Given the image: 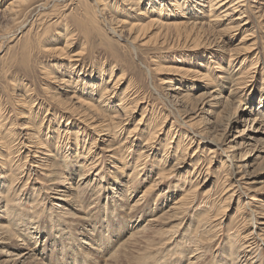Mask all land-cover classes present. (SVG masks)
<instances>
[{
  "label": "rangeland",
  "instance_id": "1",
  "mask_svg": "<svg viewBox=\"0 0 264 264\" xmlns=\"http://www.w3.org/2000/svg\"><path fill=\"white\" fill-rule=\"evenodd\" d=\"M17 1H19V0H17ZM17 1L15 2L14 0H0V11H1L0 12V111H3V110L6 111L4 113L5 117L3 116L4 119H2V121H3L2 125H3L4 129L2 128V130H1V128H0V132H2V133H0L1 134L0 140L4 139L3 141H6V144L9 143L10 141L12 144L14 139L16 141H19V143H20V141H24L25 137H28V138L30 137V135H28L27 132L29 133L31 130L27 131V129H29L33 125H34L33 127H35V128L38 127L39 126L38 123H39V121L40 122L42 121V117L44 118L45 115H48V114L51 115V111L54 112V106L57 104L56 101H58V99H56V97L54 95H57L58 97L62 96L63 98L61 97L60 99L66 98L67 95L63 90L64 88L62 87L63 88L62 89L60 86L57 85L58 83L56 81V79H57L56 77H58L60 75V74H58V72H60L59 70L61 68V65L68 63L69 59L73 60L74 58L75 59L79 58L76 54H79L80 59L83 56V60L81 61V63H83V64L86 63L89 71H91L90 65L92 63L94 64V67H95V70L93 71L91 77L89 76V73H84V71H81V73H83L80 75L81 78H83V77L85 78L82 84L88 85L89 84L88 82L90 81L92 83L93 79H97L96 81L100 83L101 82V81H99L100 76H97V75L100 74L101 68H103V74H102L101 79H103V80L105 79V81L107 80L111 86H112V84H114L116 82L118 77H120L122 74L123 75L125 74L124 76H122L120 78V80L118 79V87L116 89V94H114L113 98H112L115 105H116V103L120 102V98L124 93L123 91H125L126 89H127V91L129 90L128 92H130V93H132L134 91H138V94L133 95V96H135L136 99H140V101H138V105L140 107L134 111L131 118L128 120H125L124 119L125 118L124 113L122 111L119 112L120 118H118L117 121L123 120L122 129H121V132L123 130V133L122 134L119 133V137H118V139L120 138V140L122 138L121 141H123V139L129 134L128 132L130 131V129L132 130V128H134L135 123L137 121H139V119L142 116V108L147 106L146 105L147 102L149 104L148 109H154L153 110L154 113L157 112V114L155 115V119H157V115H159L158 119H159V117H161V119H162L163 116L166 117L168 115L167 120L165 121V126L163 128L165 130V134H166V132L168 133V130L170 129V127L172 125L171 123L173 121H175L174 117H176L175 111H176L177 106L179 109H182V110L185 109L184 107H182V108L179 107L181 104V101H178V98H180V96L182 95L180 93H189L193 97L192 103H191V101L188 103V107H187L188 110L190 109L189 106L195 104L196 102H198V100H200L202 94L204 95L208 91L214 90L216 87L223 89V98H224V96H228V91L230 90V88L229 87L227 88V86L225 84V79L222 78V75H221L222 73L217 68V64L214 61L215 58L213 57V55H217L219 53L218 52L219 47L217 44H220V43L219 42L217 43L213 39V36L211 33L212 30L211 31L206 30V33L208 34L207 36L210 37V39L205 38L206 34H204L203 37H200V40H198L199 43L195 42L196 44L192 40H189V39L187 40V42H184L182 40V42H183V43L181 42L182 44L174 43L175 45L172 44L171 47H169V46L165 47L162 52H156V51L154 52V49L150 50V48L148 46L140 45L143 49H141V47L139 46L140 50H138L137 52L134 53L133 51H131L130 46H128V41L126 39V38H128V32L126 29L123 30L124 36H123V39H121V41H120L121 44L116 42V40H114L115 37L112 36L113 34H110L111 37H113V38H110V36L107 38L112 41V44L107 45L108 42L103 41L104 43H107L106 44L107 47H106V45L104 46V43L102 42L103 39L106 40L105 39L106 37H104V35H103L104 33H106V31H105L104 25L102 24V22L100 20H98L100 23V24L98 23V25L101 28L98 27V25L97 26L95 25V23L97 24L98 21L94 20V23H93L92 18L94 16H92V18L85 20V23H83V24H80V25L77 24L79 14L81 12H84V10H86L89 5H91L90 6L91 10H92V7H93V9H95L93 0H63V1H58V2H56V3H58V6H59L58 8H54L51 6L53 3V2L51 3V0H26V1L22 0V1H25L26 3L22 2L20 0V2H18V4H17ZM27 1H28V3H27ZM44 1H48L51 5H49V7L46 8L45 10L35 9L36 6H38L41 2H44ZM102 1H104L106 4L108 3L107 5L114 4V2L115 3L118 2L119 4L122 3L121 0H102ZM102 1L98 2L97 7L102 8V6H103L102 4H104ZM256 1L257 2H255L253 0H248L247 3H250V4L252 3V5H254L252 7L253 8L256 7V9L254 11L257 12V10L260 9L261 5H262L261 8L262 9L264 8V0H261V1L256 0ZM13 2H14V4H16L15 5L16 7L14 6L13 9H7V7H10L9 4H11ZM30 2H31V4H30ZM20 4H22V5H20ZM24 4H25V6H24L25 8L23 7ZM28 4L30 6L29 9H28ZM17 5H18V7H17ZM19 5H20V9H19ZM90 7L88 9H90ZM3 9L6 11V13L2 12ZM17 9H19L22 13L19 12V10H17ZM29 10H30V12H29ZM50 10H52V11H50ZM75 11H77V12H75ZM10 12L11 13L16 12V16H13ZM51 13H53V14H51ZM73 14H74V16H73ZM106 15L110 16V14H108V12L106 13ZM252 15H253V17H251V24L256 26V30H257L256 39L258 38V40H259V41L258 40L256 41L257 43L255 46L256 47L255 52L259 51L260 52L259 55L261 54L260 63L258 64V66L263 65L262 67H264V27L260 28L259 23L256 24L257 19L254 18L256 16L253 13H252ZM18 17H19V19H18ZM67 17L69 19L71 18L70 19V20H72L71 23ZM61 18H62V20H61ZM109 19L110 18H108V20ZM90 21L93 23V26L95 25V27L91 26L92 23H89ZM24 22H25V25H24ZM66 22H68L69 24ZM10 23H13L15 25L10 24ZM86 23H88V26H86L87 25ZM89 24H91V25L89 26ZM83 25H84V28H83ZM65 26L69 30V33L71 36V39H70V37L68 38L69 43L71 42L70 44L68 43L69 44V46L67 47L68 52H66V50H64L63 51L64 54H62V55L59 53H56L54 50H52V52H51V49L53 47H56V46L61 47V48L65 47V43H66V37H65L66 35L65 34L68 32L65 29ZM9 27H11V29H9ZM96 27H98V28H96ZM248 27H249V25H248ZM102 28L105 31L104 33H103ZM240 30H243V29H240ZM259 30H261V31H259ZM43 31H45V33H47V34H45V33L42 34ZM80 31H82V33ZM99 33L100 34L102 33L101 37L102 36L104 37V38L102 37V40H101V37H98V36H100ZM86 34L90 35V37L87 38ZM83 35H85L84 36L85 38L83 37ZM243 35H244V33L237 34V36H235L236 39L234 38V41H231V44L239 43V41H240L239 38H241ZM72 38H73V41H72ZM95 40H97V41L95 42ZM27 41H29V42L26 43ZM33 41H34V43H33ZM99 42H101V43H99ZM210 42H211V44H210ZM24 43H25V45L27 44L26 47H25ZM23 45H24V48H26L25 50H28L30 48L29 51L24 52L23 51L24 50ZM110 45H112V46L110 47ZM146 47H148V48H146ZM129 48H130V50H129ZM106 50L107 51L113 50L115 52L118 51L120 54H122L121 57H123V61H121V59H122L121 57H112V56L108 55L106 53ZM32 51H33V53H32ZM80 51L81 52L83 51V52L81 53ZM97 51H99V52H97ZM126 51H127V54H126ZM249 51H251V49ZM249 51H247L245 54L249 55L250 54ZM23 54H25V55H23ZM128 54H129V58L127 57ZM71 55H72V58H70ZM229 57H230L229 55L228 56L225 55V56H223V58H218L215 60L219 61L218 63L221 62L220 64H222L224 67H227L228 63L230 61ZM253 57H254V55H252L249 58L248 62H246L245 65L250 67V65L252 64L251 62H252ZM118 59H120V60H118ZM159 59L161 61H158ZM232 60H234V62H232L233 67H235V68L238 67L239 64H236V63L240 59L233 58ZM158 62L159 63L161 62L159 66L156 64ZM157 66H158V68H157ZM172 66L179 67V68L182 67L183 71L180 70V73L181 72L182 73L181 74L178 73L177 72L178 70H176ZM161 67H163V68L165 67V68L164 69L162 68L163 70H161ZM170 68H173L174 70L173 69L170 70ZM77 69L79 70L80 68H77ZM147 69L151 70L152 72L147 71ZM166 69H167V71H166ZM70 70L71 69H69V72H70ZM168 70H170V72ZM111 71H113L112 76H111V73H112ZM195 71H197V72L199 71L200 73L196 74ZM69 72H67V74ZM184 72H186V74ZM189 72H191V73H189ZM51 73H53V75ZM202 74L206 78L202 77L203 76ZM219 75L221 78L219 77ZM67 76H68L67 78H69V80H70V78L75 79V81L78 80L77 72H76V74L72 72ZM47 77H49V78L47 79ZM115 77H116V79H115ZM168 80H172V81H168ZM80 83H81V80L78 82V84H80ZM192 83L194 85H191ZM28 87H29V89H28ZM191 88H193V89H191ZM27 89H28V92H26ZM34 89L36 92L34 91ZM155 89H157V90H155ZM245 90H246V92H242V93L237 95V96H239V98L233 97V96L231 97V101L233 102L234 107H237L238 102L241 101L242 102L241 105L242 104L243 105L250 104L249 106H251L252 102H253L255 108H257L259 106V104H258V101L260 98L259 94L261 91L264 92V79L261 76V73L260 74H258V73L254 74V78L252 80L251 85L245 87ZM30 91H31V93H30ZM50 92H51V96H50ZM139 92H140V94H139ZM159 93H161V94H159ZM191 93H193V94H191ZM43 95H44V97H43ZM240 95L242 98L240 97ZM175 96H178V98H176ZM165 97H167V98H165ZM24 98H26V99H24ZM44 98L48 101L49 100H51V101L50 102L45 101ZM253 98H254V100H253ZM21 99H23V100H21ZM54 99H55V101H54ZM263 99H264V96H263ZM224 100H225V98L222 99V101H224ZM27 101H28V103H27ZM263 102H264V100H263ZM23 103H24V105H23ZM33 103H34V105L31 106ZM223 105H224L223 102L218 103L217 106H215V108H217L216 110L218 112L221 111ZM21 107H22V109H21ZM243 108L244 109H238L237 114L234 117H233V115H231V113L234 111V108H231V113L229 114V118H228V116L226 118V115L224 117H222L224 115V112L221 113L222 115L220 114L221 117H219V119H218L219 121L217 120L216 123H214V120H216V117H214V116H216L215 114H214V116L210 115V114L208 115V113H201L199 115V112H197L196 110H193L194 112L190 111L189 114L192 115L193 117H196L197 115H199L195 118V120L196 119L199 120L201 118V116H203L201 118V120H199L200 123L198 124V126H200V127H198V126L195 127V130L200 131L202 129L204 130L205 128L207 129V127H209V126L211 127L214 124H216V125H218V124L222 125L223 123L234 124L237 119L242 118V116H244L247 113L248 109L244 106H243ZM58 111H59V109H58ZM61 111H62V109H61ZM26 112L27 113L29 112L28 113L29 115ZM30 112H31V114H30ZM53 112H52V114H53ZM150 115H148V117H150ZM186 115L187 114H185V116ZM177 117L179 119V116H177ZM49 118L50 117L47 118V116H46V118L43 122L44 127H42V133L40 134V136H42L45 133V131L49 137H54L57 135V133L59 131V127H57V126H59L58 125L59 122H57L56 119H54L51 123H48ZM61 119H62V117L58 120H61ZM163 119H166V118H163ZM64 120L65 119H63L61 122V132L60 133H62V135H63L62 139H65V137H67L62 132L64 127L66 126V124H65L66 122H64ZM103 120L105 122H108V123L111 122V118L103 119ZM12 122H14L13 125L11 124ZM88 123L90 124L91 121L85 122L84 120L82 121V119H76L74 124H69V132L67 133V135H69L71 143L75 142V138H76V135L78 132H79V136H81V134L85 135V136L88 135V138H89L88 140H91V142L87 143V141H86L85 146L90 147V143H92L93 145H91L92 146L91 152L94 153L93 154L90 152L89 155L92 157L93 155L97 154L96 157H99L101 161L103 160V165H102V163H100V165H101L100 167H102V168L99 167L100 169H103V174H105V178L102 182L103 189H102L101 193L98 192L95 194L96 197L100 194L99 195L100 196L99 201L92 204V206H91V208H92L91 210H92V212H94V219L92 221H93V225H95V233L93 234L92 237L97 241V243L94 240H90V236L86 235L87 230H85L84 228L80 230L81 223L86 221L83 218L85 213L82 210L81 211L76 210L75 209L76 208L75 203H71V204L69 203V202H72L71 196L67 197L69 202H65V200H64V199H66V197L64 198L63 193H65V195L68 194L66 192V188H65V187H68V184L65 183L64 184L65 187H64L63 183H61V184L57 183L54 180H50L49 177L44 175V173L42 171V170H44L43 167H40L39 162H36V161H38V159H35L36 157L34 158V156L33 157L29 156V158H27V154H28L27 152H28L29 148L27 149L28 145H25L26 143L22 144V145H18L19 147H21L20 153L22 155L21 158H22L23 163L26 160H28V161H26L27 163H26L25 167H23V169H22L23 171L17 170L18 172H16V173L14 172L15 174H12V172L10 171V168H9V165H11L12 163L9 164L8 166H5L6 169L3 168V172H2V169L0 167V180L7 179L8 182L10 183L11 179H13V177L15 175H17L15 177L18 178L20 173L22 172V174L20 176H22L23 180L21 181L19 186L20 185L24 186V184H25L24 189L21 191L20 195L18 197L15 196L11 200V208L13 210L11 212V216H12V218L18 217V219H19L18 222H21L20 227L14 229V227H12L11 224H7V221L5 218L6 217L5 213L1 212V214H4V215H2L4 218L1 219V221H3V223H4V225L11 227L10 230L13 232L20 231V234L23 237H26V236L31 237V235H33V233L31 232V230H33V226H39V228H41V229H39L40 233L38 234L39 236L41 235L40 239H39V244H40V242H43V241L49 242L48 246H46L44 243H42L40 245V248H39V250L44 249V252L41 251L42 255L45 254V257H47L49 260H51L53 262V263H47V264H59L61 262L64 263V261L66 260V257L68 260L70 258L71 261L74 262L72 255L75 256L76 260L79 262H81V261L78 258H82L83 261L84 260H86V262L92 261L93 264H110L111 261L109 260V257H110L109 255L112 252L109 249H107V247L108 248L113 247L107 241L109 236L111 235L110 229H108L107 231L105 229H104V231L102 230V228H104V226H107V224H103L107 221V219H109V220L113 219L115 222L120 221L119 227L121 228L120 229L121 231L117 232L115 239L118 240V242L121 240L120 242L122 243L124 240L128 239L129 235L132 232H134L135 229L138 227V223H139L138 221L141 220L144 223L148 218L147 217L148 215L144 216L145 215L144 214L140 219L136 218V222L134 224H132L133 223L132 218L134 217L135 211L132 210V206H130V205H133L135 203V201L139 200V205L136 206L138 208L141 207L140 205L145 204L144 200L146 198H147V201L149 202V204L153 203L154 205L156 204V206L163 204L164 199H167L166 200L167 203L171 202V200L169 199L171 197H172V202H174V200L176 202L177 199L181 197V193L183 191H185L184 195H183V196H185L186 190L188 189V187H190L191 185H193L195 187L196 183H198V182H199V185L201 183L203 184L205 182L204 180L206 178L207 182L204 185L201 184L202 187L199 188V190L197 191V194L194 197L195 201L192 204L189 203L190 209L188 211L189 212L188 215H190V216H189L188 220L186 218L187 223L186 222L184 223V226L187 227V237L186 238H179V240H181V244H182V245H180L181 248L188 247L192 251L195 248H197L196 242L194 240V238H195L194 231H195V227L197 226V223H198V218L200 216H201V218L206 217L207 214H210L211 216H213V218H216L217 213L219 212L218 208L221 206V204L223 203V204L227 205L226 199H224V200H222V199H223V197H226L225 196V192H226L225 187H226V184L230 182L231 177H229L227 183L225 184L223 178H224V176H227V174H226L227 171L225 168V166H227V164L222 166L221 163H223L224 159H226V157H225L226 154L224 152L227 151L230 153V145H231L230 143H231V140L233 138H235L236 135L230 134L226 138L225 141H222L221 148L216 149L215 144L210 141V138L206 137V138L200 139V137L197 135L193 136V133L190 132L184 124H182V123L180 124L179 122L176 121L174 123V129H176L177 131L178 130L186 131V133H187L188 137L184 139L183 145H184V147H186V145H188L189 153L192 154L193 159L192 158L186 159L184 164L182 166H180V168H178V170L176 172H174V174L172 173L171 176L165 178L163 184L158 183L156 186H154L153 183H154V179H156L157 175L159 174V170H158L159 167H167L168 169H170V168H172L171 165L172 164L174 165V162H176L178 160V158L172 157V158H170L169 162H167L166 164L164 162H161L159 164L158 158L161 156L159 154L155 155V157L153 158V160H157V162L152 161L150 158L145 159V161H146L145 164L147 165V167L144 164L143 166L141 165L136 170L138 171L140 168L146 169V171H148L146 173L147 176H146V178H144L145 174H144V169H143L141 171L142 174L140 175V178L137 179L134 183V187H135L134 189L135 190L132 189L130 192L131 194L128 196V200H125L124 198L122 199L121 193L127 192L126 186L128 184H126L124 187H120V186L114 187L113 191H114V193H116L114 196H112L113 193L110 192L111 191V189H110L111 184H112L113 180H116L115 177H119L120 180L122 179L124 181H126V180L129 181L130 179H133V178L136 179L135 175H136L137 171L134 172V165L131 163L133 161H134V163L136 162L137 155H138L137 153H139L141 151V148L139 149V147L137 148V146L135 145L130 150L131 151L130 153L128 151L123 153L122 151H120L123 146H119L118 145L119 143L117 144L118 139L112 140L113 136H114L113 131H111L108 134H107L108 130H106L105 132L103 131L104 133L103 132L100 133L97 130H95L92 127V125H88ZM125 123H127V124H125ZM208 123L209 124L211 123V124L209 125ZM245 123H246V121L243 120L241 123L239 122L236 125L239 126L240 130H242L247 126V125L244 126ZM110 125H111V123H110ZM11 127L13 128V130H11ZM110 127L112 130L114 125H113V127L112 126H110ZM219 128H220L219 132L222 134L223 127L221 126ZM47 129H48V131H47ZM8 130H10V131L8 132ZM5 131H7L8 133ZM251 132H253L252 127H251ZM4 133L6 135L9 134L8 137H10V135L12 134L11 135L12 137H10L11 140H9V141L5 140L6 138H4V136H3ZM96 133H98V134H96ZM93 136H96V137H93ZM33 137L36 138L35 136H33ZM10 138H7V139H10ZM177 139H178V137L176 136L175 140H177ZM222 140H223V138H222ZM207 141H209V142H207ZM26 142H27V144H30V141L29 142L26 141ZM57 144H58V141H57V143H53V147H52L53 151H51L52 153L57 152L55 149L56 146H58ZM172 145L175 146V143ZM83 146H84V142L82 141V148H81V141H80V143L78 145V148L80 150L78 152H80V153L78 156L85 160V154L87 156V153H83ZM113 146H115V147L112 148ZM32 148H36V147H32ZM211 149H212V151H214L213 153L210 152ZM215 149H216V151H215ZM223 149H228L229 151L223 150ZM33 150H35V149H32L31 153H35ZM42 150H43V152H46L45 149H42ZM195 151H197V152L195 153ZM86 152H87V148H86ZM238 152H240V151H236V153H238ZM69 153H70V151H69ZM36 154L43 156L42 152H38ZM68 155L70 157V154H68ZM213 155H214V159H213V162H211L210 160H211ZM12 156L15 157L14 152L12 153ZM18 158H19V156H18ZM15 160H16V158H15ZM143 161L144 160H142V162ZM198 161H203V165H204L203 168H206V169L204 171L205 173L201 176V178L199 180L193 181L195 176H193V174H191V172L194 169V165H196V163ZM89 162L90 161H88V163ZM255 162H254L255 166H252L250 168L248 176L246 177L247 179H243L244 181L249 180V181H247L248 185H247V183H243L242 187H237L236 189H234L235 191L233 194L234 195L233 201H231V203H229V206L227 207V211L225 212V216H224V218H222L223 222H222L221 226L218 225L217 228L215 227L216 231L219 230V234L217 235L218 238L214 243H212L209 250H207V244H208L207 242L210 240L208 238L202 239V244L204 246V248H203L204 253H205V256L208 258L206 261V264H208L209 261L214 262L215 258H216V262L219 264V263H221L220 260L227 258L225 255L226 254L225 249L227 250V246L229 243V241H227V240L230 238V236H231L230 234L233 233V231H235L238 226H241V225L244 226L243 223H245V221H246L245 220L246 216H248L250 213H253L252 211L257 210L258 212H260V211L264 212L261 209H257V206H259L260 203L264 204V152H262L261 158H259ZM258 162H260V163H258ZM32 163L38 165V167L32 166ZM110 167H112V168H110ZM104 168H105V170H104ZM15 171H16V169H15ZM233 176H235V174ZM93 178H94V176H92V179ZM254 180H255V182L252 184V182ZM26 182H28V183L26 184ZM11 183H12V181H11ZM152 184H153V186H152ZM94 185L96 186V182H94ZM210 185L212 187L211 188L212 191H210V192L205 191L206 189L208 190L210 188L209 187ZM95 186L93 188H95ZM108 186H109V188H108ZM150 187H151V189H150ZM17 189H18L17 192H19L20 189H22V188L17 187ZM165 190H166V194H165ZM181 190H183V191H181ZM69 191H70V193H74V192L76 193V189L74 188V186H72V188H70ZM145 191L147 194L145 196L146 198L140 199V197L144 194ZM10 192H11V194H13L12 191H10ZM207 192H208V194H207ZM168 193H170V194H168ZM210 193L212 194V198L210 200V203H207V201H209V194ZM3 194H4V196L0 198L1 201H4L3 198H6L5 197L6 192H4ZM107 195L114 197V199L117 200V205H120L118 203H122L121 206H114L115 202L113 200L109 199V201H107V199H106ZM35 198L38 199V202L36 204H34V200H33ZM58 198L63 200L64 204H66L65 207H59V208L52 207L53 203L63 204V203L59 202L61 200H57ZM106 201H107V208H108L107 211L102 208L105 206ZM154 202H156V203H154ZM129 203H130V205H129ZM239 203H240V205H239ZM245 203L247 204V206ZM96 204H98L97 207L93 206ZM189 206L187 204L186 207H189ZM73 207H75V208H73ZM112 209H115L114 212H111ZM61 210L63 211V213L64 212H66V213L59 215ZM2 211H4V210L2 209ZM206 211H207V213H205ZM68 212H70V214ZM261 215L262 214L257 216V223L259 226H260L259 223L262 220H264V218ZM67 217L69 219H66ZM51 218H54L55 220H57V218H58V224L52 225V222L50 221ZM124 220H126V222ZM127 220L129 222H127ZM44 225H45V228H44ZM111 225H109V226H111ZM51 227H53L52 230H51ZM167 227H165V229H169ZM70 230H72V232L76 236V238L83 237L82 242L85 241L86 243H88V244H84V243L82 244V249H83L84 254L82 253L81 247H77L75 245L76 243L71 244L68 241L67 238L69 236L67 235V233L63 234L64 232H67ZM161 231H162V229H161ZM172 231H170V232H172ZM43 238H45V239L43 241H41ZM100 239H101V241L105 240V245H104L103 250L100 247H98V242ZM162 239H160V240H162ZM185 239L189 240V241L186 242ZM200 239H201V237H200ZM75 240H72V241H75ZM32 241L33 240L31 239L29 242H31L32 245H35V244H33ZM4 242L7 243L8 241L4 240ZM4 242L0 243V253L2 251H4L5 249H8V247H9V246H4V244H5ZM12 243H13V246L16 248L15 239L12 240ZM121 243H119L118 245L120 246ZM186 243H188V244H186ZM224 244H225V246H224ZM174 245H175V247H174ZM174 245L173 244L168 245L169 248L171 247L172 251L174 250V253H172V254L168 253V255L166 257V258H168V260L166 262H161L159 264H173L175 261L179 262L181 260V258L183 256V252L178 251L176 244H174ZM258 245L259 246H257V250L259 251V256H260V252H261L260 249H262V254L264 253V243L260 242V243H258ZM135 246H137V249L142 253L147 251V245H135ZM73 247H74V249H73ZM165 248H167V246ZM105 250H106V252L108 251L109 253H105ZM13 252L15 254V253H18L19 251L15 250ZM79 253H81V254H79ZM88 255H90V256H88ZM133 256H138V254L136 253ZM261 260H262V262L260 264H264V255H263V259H261ZM69 262H70V260H69ZM122 264H151V263H149L147 259L139 261L138 259H132L131 258L129 261H123ZM179 264H180V262H179ZM209 264H212V263H209Z\"/></svg>",
  "mask_w": 264,
  "mask_h": 264
},
{
  "label": "bare ground",
  "instance_id": "2",
  "mask_svg": "<svg viewBox=\"0 0 264 264\" xmlns=\"http://www.w3.org/2000/svg\"><path fill=\"white\" fill-rule=\"evenodd\" d=\"M14 1L16 2L17 0H14ZM25 1H22V2H25ZM58 1H63V0H51V3L53 2L52 5L48 1H44V2H41L39 5L37 4L38 6H36L35 9L45 10L46 8L49 7V5H51L54 8H58L59 7L58 3H56ZM93 1H94L95 9H93V7H92V10H91V7H90L91 5H89V6L87 5L88 8L90 7V9L87 8L86 10H84V12H81L79 14L77 24L80 25V24L85 23V20L92 18V16L95 17V18L94 17L92 18L93 23H94V20L95 21L100 20L105 27L106 33H104L105 31L103 30V28H102V30L104 33L103 34L104 37H106L105 38L106 40H104V39L102 40V37H103V36L101 37L102 33L101 34L99 33L100 36H98V37H101L102 42L103 41L108 42V44L103 42L104 46L106 44L107 45L112 44V41L107 38L109 36H110V38L115 37L114 40H116V42L120 43L121 39H123V36H124L123 30L126 29L128 32V38H126L128 41V46H130L131 51H133L134 53L137 52L138 50H140V47H141L140 45L148 46L150 48V50L154 49V52L155 51L156 52H162L165 47H168V46L171 47L172 44L175 45L174 43L182 44L183 43L182 40L184 42H187V40L189 39V40H192L194 43L195 42L197 43L198 40H200V37H203L204 34H206L205 38L210 39V37L207 36L208 34L206 33V30H209V31L212 30L211 33H212L213 39L217 43L218 42L220 43V44H217L219 47V49H218L219 53L217 55H213V57L215 59H218V58H223V56H225V55L230 56L229 57L230 61H229V63L227 62L228 63L227 67H224L222 64H220L221 62L218 63L219 61L214 59L215 63L217 64V68L222 73L221 74L222 78L225 79V84H226L227 88L228 87L230 88V90L228 91V96H224L225 100L222 101V99H224L223 98V89L215 86L216 88L214 90L208 91L204 95L202 94L201 98H200V100H198V102L189 106L190 107L189 110L187 109L188 103L190 101L192 103L193 97L189 93H180V94H182L180 96V98H178V96H175L176 98H178V101H181V104L179 107H181V108L184 107L185 109L184 110L179 109L177 106L176 111H175L176 117H174L175 121H173L171 123L172 125H171L170 129L168 128L169 130H168V133L166 132V134H165V130L163 128L165 126V121L167 120L168 115L166 117L163 116V118H166V119L162 118L163 120L161 119V117H159V119H158L159 115H157V119H155V115L157 114V112L154 113V111H153L154 109H148L149 104L147 102V104H146L147 106L142 108L141 118L139 119V121H137L135 123L134 128H132V130L130 129V131L128 132L129 134L123 139V141H121L122 138L120 140V138L118 139V137H119V133L120 134L123 133V130L121 132L123 120L117 121V119L120 118L119 112L122 111L124 113V116H125L124 119L125 120H128L131 118L134 111L140 107L138 105V101H140V99H136V97L133 96V95L138 94V91H134V92L130 93V92H128L129 90L127 91V89H126L125 91H123L124 93L122 92L123 95L120 98V102L116 103V105H115L112 98H113V95L116 94V89L118 87V79L120 80V78L122 76H124L125 74L124 75L122 74L120 77H118L116 82L114 84H112V86H111L107 80L105 81V79L104 80L101 79L102 74H103V68H101L100 74L97 75V76H100V80H99V81H101L100 83L96 81L97 79H93L92 83L90 81L88 82L89 83L88 85L82 84L85 78L84 77L81 78L80 75L83 74V73H81V71H84V73H89V76L91 77L93 71L95 70V67H94V64L92 63L90 65L91 71H89L86 63H84V64L81 63V61L83 60V56L80 59L79 54L75 53L79 58L77 57L78 59L74 58L73 60L69 59L68 63L61 65L60 70L58 69L60 71V72H58V74H60V75L58 77H56L57 75L55 76L57 78L56 79V81L58 83L57 85L60 86L61 88L62 87L64 88V89L63 88L62 89L64 90V92L66 93L67 96L64 99H60L62 96L58 97L57 95H54L56 97V99H58V101H56L57 104L54 106V112L51 111V115L48 114V115H45L44 118L42 117V121L41 122L39 121L38 127L35 128V127H33L34 125L33 126L30 125L31 127L29 129H27V131L31 130L29 133L27 132V134L30 135V137L29 138L25 137L24 141H20V143H19V141H16L14 139L12 144H11V141L6 144V141H3L4 140L3 138H2L3 140H0V167L2 169V172H3V168H5V166H8L11 163L12 164L9 165V168H10V171L12 172V174H15L16 172H18L17 170L23 171L22 169H23V167H25V165L27 163L26 161H28V160H26L23 163L22 158H21L22 155L20 153L21 147H19L18 145H22V144L26 143L25 145H28L27 149L29 148L28 152H27L28 153L27 158H29V156L30 157L34 156V158L36 157L35 159H38V161H36V162H39L40 167H43V169H44V170H42L44 175L49 177L50 180H54L57 183H60V184L63 183V185L65 183L68 184V187H65V185H64V187L66 188V192L68 193L66 195H65V193H63L64 198L66 197V199H64V200H65V202H69L67 197L71 196L72 202H69V203L70 204L71 203L76 204V208L75 207H73V208H75L76 210H80V211L82 210L85 213L83 218L86 221L81 223L80 230L83 228L85 230H87L86 235L90 236V240H94L97 243V241L92 237L93 234L95 233V225H93V221H92L94 219V212H92L91 206H92V204L99 201V197H100L99 195L100 194L97 197L95 196V194L98 192L101 193V191L103 189L102 182L105 178V174H103V169H100V168H102V167H100L101 166L100 163H102V165H103V160L101 161L99 157H96L97 154L93 155L92 157L89 155L90 152L92 151L91 145H93V144L90 143V147L85 146L86 141H87V143L91 142V140H88L89 139L88 135L85 136V135L81 134V136H79V132L78 133L76 132L77 135L75 138V142L71 143L69 135H67V133L69 132V124H74L76 119H82V121L84 120L85 122L91 121V123L90 124L88 123V125H92V127L100 133L108 130V132H107V134H108L111 131H113L114 136H113L112 140L118 139L117 144L119 143L118 144L119 146H123L122 149L120 150L123 153L127 152V151L130 153L131 152L130 150L135 145L137 146V148L138 147H139V149L141 148V151L139 153H137L138 155H137L136 162L134 163V161H133L131 163L134 165V172L137 171L136 170L137 168H139L141 165L143 166L146 163L145 159H147V158L148 159L150 158L152 161L157 162V160H153L155 155H158V154L161 155L158 158L159 164L161 162H164L166 164L167 162H169L170 158L177 157L178 160L176 162H174V165L172 164L173 166L171 165L172 168L168 169L167 167H159V169H158L159 174L157 175V178L154 179V183H153L154 186H156L158 183L163 184L165 178L171 176L172 173L174 174V172H176L178 170V168H180V166H182L184 164L186 159L192 158V154L189 153L188 145H186V147H184V145H183L184 139L188 137L187 133H186V131H180V130L177 131L176 129H174V123L176 121L179 122L180 124L181 123L184 124L186 126V128L190 132L193 133V136L197 135L200 137V139L206 138V137L210 138V141L215 144L216 149L221 148L222 141H225L226 138L230 134H234L236 136H235V138H233L231 140L230 153L227 151L224 152L226 154L225 155L226 159H224L223 163H221L222 166L227 164V166H225L226 171H227V173H226L227 176H224V178H223L224 183L226 184L229 177H231L230 182L227 183L226 187H225L226 188V192H225L226 197H223V199L221 198L222 200L226 199L227 205H225L223 203L221 204V206L218 208L219 212L217 213L216 218H213V216H211L210 214H207L206 217L201 218V216H200L198 218V223H197V226L195 227V231H194V233H195L194 240L196 242L197 248H195L193 251L188 247L181 248L180 245H182V244H181V240H179V238H186L187 237V227L184 226V223L186 222V218L188 220V218L190 216V215H188V213H189L188 211L190 209L189 205L195 201L194 197L197 194V191L199 190V188H201L202 185H204L207 182L206 178L204 180L205 182L203 184L201 183L202 185L201 184L199 185V182H198V183H196L195 187L193 185L188 187V189L186 190L185 196H183L185 191L181 190V191H183L181 193V197L178 198L179 200L177 199L176 202L174 199H173L174 202H172V197H171V198H169L171 200V202H169V203H167V201H166L167 199H164L163 200L164 203L159 205V206L158 205L156 206V204L154 205L153 203L149 204V202L147 201V198L145 197L147 195L146 191H145L144 194L140 197V199L146 198L144 200L145 201L144 205H140L141 207H139V208L136 207L139 205V200L135 201V203L133 205H130V203H129V205L132 206V210L135 211L134 217L132 216L133 217L132 218V222H133L132 224H134L136 222V218L140 219L144 214H145L144 216L148 215L147 216L148 218L144 223L141 220L138 221L140 223V224L138 223V227L135 229L134 232H132L129 235V238L124 240L122 243L120 242L121 240L118 242V240L115 239L117 232L121 231L120 230L121 228L119 227L120 221L115 222L113 219H110V220L107 219V221L105 223H103V224H107V226H104V228H102V230L104 231V229H105L107 231L108 229H110V234H111L107 240L108 243L113 246V247H109V248L107 247V249H109L112 252L109 255L110 256L109 260L111 261L110 264H122L123 261H129L131 258L132 259H138L139 261L147 259L148 262L151 264H159L161 262H166L168 260V258H166L168 253H171V254L174 253V250L172 251L171 247L170 248L168 247V245H172V244L173 245L176 244L177 250L180 252H183V256H182L181 260L179 261L180 264H206V261L208 258L205 256V253H204V249H203L204 246L202 244V239L208 238L210 240L207 242L208 243L207 244V250H209L212 243H214L218 238L217 235L219 234V230L216 231L215 227L217 228L218 225L221 226V224L223 222L222 218H224V216H225V212L227 211V207L229 206V203H231V201H233V196H234L233 194L235 191L234 189H236L237 187H242L243 183H247V181H249V180L244 181L243 179H247L246 177L248 176L250 168L252 166H255L254 162L256 160H258L259 158H261L262 152H264V148H263L264 147V102H263L264 92L261 91L259 94L260 95V98L258 101L259 106L257 108H255L253 102H252V105L249 106L250 104H248V105L242 104L241 105V103H242L241 101L238 102L237 107H234L233 102L231 101L232 96L239 98V96H237L238 94H240L242 92H246L245 87L251 85L252 80L254 78V74H257V73L260 74L261 73V76L264 79V67H262L263 65L258 66V64L260 63L261 54L259 55V53H260L259 51L255 52V49H256L255 46L257 43L256 41L258 40V38L256 39L257 30H256V26L251 24V17H253V15H252V13H253L256 16L254 18L257 19L256 24L259 23L260 28L264 27V18H263L264 17V8L262 9L261 8L262 5H261L260 9L257 10V12H256V11H254L256 9V7L253 8L252 6H254V5H252V3L251 4L247 3L248 0H146V1L145 0H121L122 1L121 4H119L118 2H116V3L114 2V4H111V5H107L108 3L106 4L102 0H93ZM100 1H102L104 3V4L101 3L103 5L102 8L97 7L98 2H100ZM253 1L257 2L256 0H253ZM18 2H20V0L17 1V4H18ZM27 3H28V1H27ZM22 4H20V5H22ZM30 4H31V2H30ZM9 5H10V7H7V9H13V7L16 4H14V2H13ZM20 5H19V9H20ZM24 6H25V4L23 5V7ZM17 7H18V5H17ZM29 8H30V6L28 4V9ZM19 9H17V10H19ZM50 11H52V10H50ZM2 12L6 13V11L4 9ZM19 12H21V11L19 10ZM29 12H30V10H29ZM75 12H77V11H75ZM107 12H108V14H110V16L106 15ZM11 14L13 16H16V12H14V13L12 12ZM51 14H53V13H51ZM73 16H74V14H73ZM108 18H110V19L108 20ZM18 19H19V17H18ZM70 19H69V21L71 23L72 20H70ZM61 20H62V18H61ZM91 21L89 23H92ZM66 23H68V22H66ZM93 23H92V25L89 24V26L90 25L93 26ZM98 23H99V21L97 22V24L95 23V25L97 26ZM10 24H13V23H10ZM86 24H87L86 26H88V23H86ZM13 25H15V24H13ZM24 25H25V22H24ZM95 25L93 27H95ZM248 25H249V27H248ZM98 27H100V26L98 25ZM98 27H96V28H98ZM83 28H84V25H83ZM9 29H11V27H9ZM65 29L68 31L67 32L65 30L67 32L65 34L66 35L65 36L66 37L65 47H62V48L58 47V46L53 47L51 49V52H52V50H54L56 53H59L61 55L64 54V52H63L64 50H66V52H68L67 47L71 43V42L69 43L68 38L70 37V39H71V36H70L69 30L67 29L66 26H65ZM240 29H243V30H240ZM259 31H261V30H259ZM80 32L82 33V31H80ZM43 33H45V31H43L42 34ZM239 33H244V35L241 38H239L240 39L239 43L231 44V41H234L235 36H237V34H239ZM45 34H47V33H45ZM110 34H113L112 35L113 37H111ZM84 36L85 35H83V37ZM86 36H87V38L90 37V35H88V34H86ZM72 41H73V38H72ZM96 41L97 40H95V42ZM28 42L29 41H27L26 43H28ZM33 43H34V41H33ZM99 43H101V42H99ZM210 44H211V42H210ZM24 45H25V43H24ZM24 45H23V48H24ZM26 45H25V47H26ZM107 45H106V47H107ZM111 46L112 45H110V47ZM148 47H146V48H148ZM130 48H129V50H130ZM25 49L26 48H24V50L23 49L22 50L25 52V51H29L30 48L29 49L27 48L28 50H25ZM141 49H143V48L141 47ZM250 49H251V51H249ZM99 51H97V52H99ZM247 51H249V53H250L249 55L245 54ZM32 53H33V51H32ZM106 53L112 57H121L122 56V54H120L118 51L115 52L113 50H108V51L106 50ZM126 54H127V51H126ZM23 55H25V54H23ZM252 55H254V57L252 58V62H251L252 64L250 65V67H248L247 65H245V63L248 62L249 58ZM127 57L129 58V54L127 55ZM70 58H72V55ZM121 58H122L121 61H123V57H121ZM233 58L240 59L236 63V64H239L238 67H236V68L233 67V65H232V62H234V60H232ZM118 60H120V59H118ZM158 61H161V60L159 59ZM160 63L158 62L156 64L159 66ZM158 66H157V68H158ZM172 67H174V66H172ZM77 68H80V69L78 70ZM162 68L163 67H161V70H163L165 67L163 69ZM174 68L176 70H178L177 71L178 73H180V70L183 71L182 67L181 68L174 67ZM69 69H71L70 72H69ZM171 69H173V68H170V70ZM170 70H168V71L170 72ZM147 71L152 72L149 69H147ZM166 71H167V69H166ZM67 72H69V73L67 74ZM72 72L75 74L77 72V76H78L77 81H75V79H73V78L72 79L70 78V80H69V78H67L68 77L67 75H69ZM111 72H112L111 73V76H112L113 71H111ZM195 72H196V74L200 73L199 71L198 72L195 71ZM184 73L186 74V72H184ZM189 73H191V72H189ZM51 74L53 75V73H51ZM49 77H47V79ZM202 77H205V76L203 75ZM219 77H220V75H219ZM115 79H116V77H115ZM80 80H81V83L78 84V82ZM168 81H172V80H168ZM191 85H194V84L192 83ZM28 89H29V87H28ZM28 89L26 92H28ZM191 89H193V88H191ZM155 90H157V89H155ZM34 91H35V89H34ZM30 93H31V91H30ZM139 94H140V92H139ZM159 94H161V93H159ZM191 94H193V93H191ZM44 95H43V97H44ZM50 96H51V92H50ZM240 97H241V95H240ZM165 98H167V97H165ZM24 99H26V98H24ZM21 100H23V99H21ZM253 100H254V98H253ZM45 101H48V100L45 99ZM50 101L51 100H49L48 102H50ZM54 101H55V99H54ZM221 101L224 103V105L222 107V110L218 112L216 110L217 108H215V106H217L218 103H222ZM27 103H28V101H27ZM23 105H24V103H23ZM33 105H34V103L31 106H33ZM243 106L246 107L248 109V111L244 116H242V118L237 119L234 124H231V123L225 124L222 122L223 123L222 125L214 124L211 127L206 126L207 129L205 128L204 130L203 129L200 131L195 130V127L198 126V124L200 123L199 120H201V118L203 116H201V118L199 120H197V119L195 120V118L197 116H199L201 113H208V115L210 114L213 116L215 114L216 116H214V117H216V120H214V123H216V121L219 119V117H221L220 116L221 113L224 112V115L222 117H224L226 115V118H227V116L229 118V114L231 113V108H234V111L231 113V115H233V117H234V116H236L238 109H244ZM21 109H22V107H21ZM58 109H59V111H58ZM61 109H62V111H61ZM193 110H196L197 112H199V115H197L198 114L197 112H196L197 116L195 115L196 117H193L192 115H190L189 112L193 111ZM5 112L6 111H4V110L0 111V128H1V130L3 128L2 119H4L3 116L5 117V115H4ZM52 112H53V114H52ZM30 114H31V112H30ZM185 114H187V115L185 116ZM148 115H150V117H148ZM46 116H47V118L50 117L48 123H51L54 119H56V121L59 122V124H58L59 126H57V127H59V131H58L57 135L54 137H49L48 134L46 133V131L42 136H40V134L42 133V127H44L43 122H44ZM177 116H179V119ZM61 117H62V119L58 120ZM108 118H111V122H110L111 125H110V123L105 122L103 120V119H108ZM63 119H65L64 122H66L65 123L66 126L64 127V129L62 131L67 136V137H65V139H62L63 135H62V133H60L61 132V122ZM243 120L246 121L244 126L245 125H247V126L244 129L240 130L239 126H237L236 124L239 122L241 123ZM13 123L14 122H12L11 124L13 125ZM125 124H127V123H125ZM113 125H114V127H113ZM110 126L113 127L112 130H111ZM221 126L223 127L222 134L219 132L220 131L219 127H221ZM198 127H200V126H198ZM251 127H252L253 132H251ZM11 130H13L12 127H11ZM9 131L10 130H8V132ZM47 131H48V129H47ZM5 132H7V131H5ZM0 133H2V132H0ZM96 134H98V133H96ZM8 135H6L5 133L3 134L4 138H6L5 140H7V141L11 140L10 137H12L11 136L12 134L10 135V137H8ZM33 136H35L37 139L34 138ZM176 136L178 137L177 140H175ZM93 137H96V136H93ZM7 138H10V139H7ZM222 138H223V140H222ZM56 140L58 141V144H57L58 146H56V148H55L57 152L52 153L51 151H53V148H52L53 143H57ZM26 141H28V142L30 141V144H27ZM80 141H81V148H82V141L84 142L83 153H87V156L85 154V160L78 156L80 153V152H78V151H80L78 148ZM207 142H209V141H207ZM174 143H175V146L172 145ZM32 147H36V148H32ZM114 147L115 146H113L112 148H114ZM86 148H87V152H86ZM32 149H35V150H33L35 153H31ZM42 149H45L46 152H43ZM216 149H215V151H216ZM223 150H228V149H223ZM69 151H70V153H69ZM236 151H240V152L236 153ZM13 152H14L15 157L12 156ZM38 152H42L43 156L37 155L36 153H38ZM196 152L197 151H195V153ZM210 152L213 153L214 151H212V149H211ZM91 153H93V152H91ZM68 154H70V157ZM18 156H19V158H18ZM15 158H16V160H15ZM213 159H214V155L212 156L210 161L213 162ZM142 160H144V161L142 162ZM88 161H90V162L88 163ZM258 163H260V162H258ZM32 166L38 167V165H36L34 163H32ZM203 166H204L203 161H198L196 163V165H194V169L191 172V174H193V176H195L193 181L199 180L201 178V176L205 173L204 171L206 168H203ZM146 167H147V165H146ZM110 168H112V167H110ZM15 169H16V171H15ZM143 169L144 168H140L137 171V173L135 175L136 179L133 178V179H130L129 181H127V180L124 181L122 179L120 180L119 177H115L116 180H113V182L111 184V188H110L111 189L110 192L113 193L112 196H114L116 194L113 191L114 187H119V186L124 187L126 184H128L126 186L127 192L121 193L122 199L124 198L125 200H128V196L131 194L130 193L131 190L132 189L135 190L134 189L135 188L134 183L137 179L140 178V175L142 174L141 171ZM104 170H105V168H104ZM147 172L148 171H146V169H144V174H145L144 178H146ZM21 174H22V172L20 173V175ZM234 174H235V176H233ZM20 175L18 178L15 177V176H17V175H15L13 177V179H11L12 183H11V181L9 183L7 179L0 180V198L3 197L4 196L3 193L6 192V194H5L6 198H3L4 201H1V199H0V243H3L5 240L8 242L7 243L4 242L5 243L4 246H9L8 249H5L4 251H2L0 253V264H47V263H53L51 260H49L47 257H45V254L42 255L41 251L44 252V249L39 250L40 245L42 243H44L46 246L49 245V242L43 241L45 238H43L41 240L43 242H40V244H39V239L41 236V235L40 236L38 235L40 233L39 229H41V228H39V226H33V230H31L33 235H31V237L26 236L27 237L26 238L20 234V231H18V232L15 231L16 233L11 231L10 230L11 227L4 225L3 221H1V219L4 218L2 216L4 214H1V212H3L6 215L5 218H6L7 224H11V226L14 227V229L20 227L21 222H18V220H19L18 217L12 218V216H11V212L13 211L11 208V200L15 196L18 197L20 195L21 191L24 189V186H25V184H24V186H21V185L19 186V184L23 180L22 176H20ZM92 176H94L93 179H92ZM94 182H96V186L94 185ZM254 182H255V180L252 182V184ZM27 183L28 182H26V184ZM153 184H152V186H153ZM247 185H248V183H247ZM72 186H74V188L76 189V193L75 192L70 193L69 190H70V188H72ZM94 186H95V188H93ZM17 187H20L22 189H20V191L17 192V190H18ZM209 187L210 188L208 190L206 189L205 191H208V192L212 191L211 185ZM108 188H109V186H108ZM150 189H151V187H150ZM166 190H165V194H166ZM10 191H12L13 194H11ZM208 192H207V194H208ZM168 194H170V193H168ZM112 196L107 195L106 196L107 201H109V199L113 200L115 202L114 206H121L122 203H118L120 205H117V200L114 199V197H112ZM211 198H212V194L210 193L209 194V201H207V203H210ZM33 200H34V204H36L38 202L37 198H35ZM57 200H61L59 202H61L63 204L53 203L52 207H54V208L55 207H57V208L65 207L66 204H64L62 199L58 198ZM107 201L105 203V206L102 207L106 211L108 210ZM154 203H156V202H154ZM187 204L189 207H186ZM97 205L98 204L93 205V206L97 207ZM239 205H240V203H239ZM246 206H247V204H246ZM2 209L4 211H2ZM257 209H261L264 211V204L260 203L259 206H257ZM114 210L115 209H112L111 212H114ZM252 212L253 213H250L248 216H246V219H245L246 221H245V223H243L244 226H242V225L238 226L236 228V230L230 234L231 236L227 240V241H229L228 246H227V250L225 249V253H226L225 255L227 258L220 260V262L222 264H260L262 262L261 259H263L264 253L262 254V249H260L261 252H260V256H259V251L257 250V246H259L258 243H260V242L264 243V220H262L259 223L260 224V226H259L257 223V216L262 214L261 216L264 218V212H261V211L258 212L257 210H254ZM64 213H66V212H64ZM64 213L61 210L59 215H62ZM68 213L70 214V212H68ZM205 213H207V211ZM66 219H69V218L67 217ZM50 221L52 222V225L58 224V218H57V220H55L54 218H51ZM124 221L126 222V220H124ZM127 222H129V221L127 220ZM45 225H44V228H45ZM109 225H111V226H109ZM165 227H167L169 229H165ZM52 229H53V227H51V230ZM161 229H162V231H161ZM170 231H172V232H170ZM66 233L69 236L67 238L68 241L71 244L76 243L75 245L77 247H81V250L83 253L82 244L83 243L88 244L85 241L82 242L83 237L76 238V236L73 234L72 230L64 232L63 234H66ZM200 237H201V239H200ZM13 239H15V241H16V248L13 246V243H12ZM31 239L33 240L32 242L35 245H32L31 242H29ZM160 239H162V240H160ZM72 240H75V241H72ZM188 241L189 240H186V242H188ZM99 242H98V247H100L103 250L104 245H105V240L101 241V239H100ZM119 243H121L120 246L118 245ZM186 244H188V243H186ZM135 245H147V251L142 253L137 249V246H135ZM166 246H167V248H165ZM224 246H225V244H224ZM174 247H175V245H174ZM73 249H74V247H73ZM15 250H18L19 252L14 254L13 251H15ZM105 253H109V252L108 251L106 252V250H105ZM136 253L138 254V256H133ZM79 254H81V253H79ZM88 256H90V255H88ZM72 257L74 259V262H72L70 258H69V260H70V262H69V260L66 257V260L64 261V263L61 262L59 264H93L92 261L86 262V260L83 261L82 258H78L82 262L81 263V262L76 260L75 256L72 255ZM179 262L175 261L173 264H179ZM209 263L218 264L216 262V258H215L214 262L209 261ZM221 263H219V264H221Z\"/></svg>",
  "mask_w": 264,
  "mask_h": 264
}]
</instances>
